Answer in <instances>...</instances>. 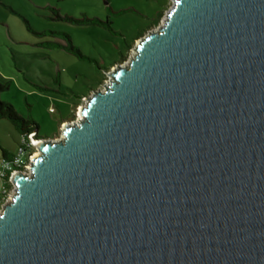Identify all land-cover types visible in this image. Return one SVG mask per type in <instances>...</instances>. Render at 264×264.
Returning a JSON list of instances; mask_svg holds the SVG:
<instances>
[{"label": "water", "instance_id": "water-1", "mask_svg": "<svg viewBox=\"0 0 264 264\" xmlns=\"http://www.w3.org/2000/svg\"><path fill=\"white\" fill-rule=\"evenodd\" d=\"M0 210V264H264V0H171Z\"/></svg>", "mask_w": 264, "mask_h": 264}, {"label": "rangeland", "instance_id": "rangeland-1", "mask_svg": "<svg viewBox=\"0 0 264 264\" xmlns=\"http://www.w3.org/2000/svg\"><path fill=\"white\" fill-rule=\"evenodd\" d=\"M170 1L0 0V81H10L0 97L38 123V130L28 134V150L38 154L35 141L57 140L63 124L79 119L85 95L102 88L115 63L129 59L135 37L155 26ZM53 8L105 23L59 19ZM61 32L71 36L84 56L63 47L68 41ZM20 140L23 136L15 125L0 117V171L4 151L16 153Z\"/></svg>", "mask_w": 264, "mask_h": 264}, {"label": "trees", "instance_id": "trees-1", "mask_svg": "<svg viewBox=\"0 0 264 264\" xmlns=\"http://www.w3.org/2000/svg\"><path fill=\"white\" fill-rule=\"evenodd\" d=\"M53 9L55 10L57 18L64 19L67 21H71L73 23H77V24H87V23L94 24L97 22L105 23L103 20H101L97 17L84 16L82 18H79V17H74L71 15H68V14H61L59 9H56V8H53ZM162 17H163V13H160L153 25L159 24V22L162 20L161 19ZM106 22H109V21H106ZM144 33H145V30H143L141 33H139L135 37V39L141 37ZM61 34L64 35V37L68 41V43L63 46L64 48H66L69 51H74V52L78 53L79 55H83L82 51L77 46H75L73 44V42L71 40V36L68 33L61 32ZM9 87H10V81H7L5 83L0 81V94L2 91H4L5 89H8ZM0 117H5V118L9 119L15 125L16 129L21 133V135L23 137L28 136L29 133H32V132L38 130V128H39L38 123L33 118H30V117L27 118V117L23 116L22 114H20L16 110V108L14 107V105L11 102L3 100L1 97H0ZM19 145L25 147L26 143L20 140ZM14 155H15V153L13 155H10L6 151H4L3 159L4 158L5 159L6 158L12 159V157ZM27 159H28V155H26L24 157V160H27Z\"/></svg>", "mask_w": 264, "mask_h": 264}, {"label": "built area", "instance_id": "built-area-1", "mask_svg": "<svg viewBox=\"0 0 264 264\" xmlns=\"http://www.w3.org/2000/svg\"><path fill=\"white\" fill-rule=\"evenodd\" d=\"M23 142L26 143V146L23 147L19 145L18 150L12 159L4 158L2 160L0 175L1 177L3 176V182L0 187V210L3 208L6 202H9L11 197V190L14 187V183L11 178L13 177L14 173L18 171H25L26 173L32 172L29 163L33 161V157L36 153L33 154L32 150L27 149V146L31 147L32 145L30 142V135L24 136ZM26 155H28V159L24 160Z\"/></svg>", "mask_w": 264, "mask_h": 264}]
</instances>
